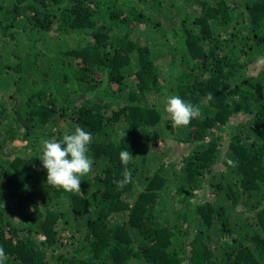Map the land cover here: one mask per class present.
Masks as SVG:
<instances>
[{
	"label": "trees",
	"instance_id": "16d2710c",
	"mask_svg": "<svg viewBox=\"0 0 264 264\" xmlns=\"http://www.w3.org/2000/svg\"><path fill=\"white\" fill-rule=\"evenodd\" d=\"M171 94L200 117L173 127ZM77 126L93 164L69 193L38 155ZM0 246L5 264H264V0H0Z\"/></svg>",
	"mask_w": 264,
	"mask_h": 264
},
{
	"label": "clouds",
	"instance_id": "9594fccd",
	"mask_svg": "<svg viewBox=\"0 0 264 264\" xmlns=\"http://www.w3.org/2000/svg\"><path fill=\"white\" fill-rule=\"evenodd\" d=\"M207 99H213L212 93L208 94ZM161 103L173 127H187L193 119L201 115L198 106L184 100L178 94L165 95ZM92 140V133L79 126L71 133L64 134L60 140L44 139L38 158L47 173L46 184L69 193L81 192V177L92 171L93 160L88 155ZM119 159L124 167L121 178L114 183L117 188H123L132 182V172L128 168L132 154L121 151ZM224 159L227 166H236V162L232 159L226 157ZM8 259L4 248L0 246V264H5Z\"/></svg>",
	"mask_w": 264,
	"mask_h": 264
}]
</instances>
